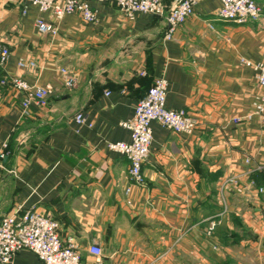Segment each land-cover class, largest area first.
Returning a JSON list of instances; mask_svg holds the SVG:
<instances>
[{
    "label": "crops",
    "instance_id": "obj_1",
    "mask_svg": "<svg viewBox=\"0 0 264 264\" xmlns=\"http://www.w3.org/2000/svg\"><path fill=\"white\" fill-rule=\"evenodd\" d=\"M255 1L259 18L237 23L216 15L220 0H201L166 39L165 15L129 20L112 1L89 0L96 20L85 22L0 0V41L10 49L0 80L19 76L48 90L47 104L23 116V93L0 83V148L6 143L8 153L0 217L32 209L56 220L61 240L71 238L88 262L97 244L104 264H264V121L247 117L262 92L251 65L264 60V0ZM37 17L57 34L40 32ZM159 76L168 81L166 107L184 109L196 127L175 132L153 121L137 185L107 142L129 140L119 123ZM13 264L44 262L22 249Z\"/></svg>",
    "mask_w": 264,
    "mask_h": 264
},
{
    "label": "built area",
    "instance_id": "obj_2",
    "mask_svg": "<svg viewBox=\"0 0 264 264\" xmlns=\"http://www.w3.org/2000/svg\"><path fill=\"white\" fill-rule=\"evenodd\" d=\"M112 1L129 20H133L137 13L152 15H165L168 29L165 38L170 39L176 27L182 24L192 13L194 5L201 0H97ZM29 4L36 7L39 12H50L56 20L66 14L77 13L85 22H94L96 13L91 8L89 0H28ZM221 5L216 15L224 20L237 23L255 20L261 14V7L255 0H220ZM26 13V7L22 10ZM35 26L42 33L57 34V27L42 17H37ZM10 49L7 44L0 41V66L9 59ZM247 65L250 62L245 61ZM18 66L33 67L34 61H18ZM255 71V78L262 92L257 93L252 102V110L248 118L258 116L264 121V60L251 65ZM65 75L64 84L67 87L74 85V78L65 68L61 69ZM1 84L9 85L15 91L23 93L20 102L21 114L28 115L29 108L34 103L39 106L47 104L48 90L37 84H31L19 76H10L0 80ZM168 81L164 76L154 79L145 95L134 105L133 116L128 120L120 121V125L128 129V141H110L107 147L123 155L129 163L128 173L133 182L142 185L144 182L142 164L149 155L152 143V122L156 121L162 127L175 131L192 133L196 121L184 109L168 108L165 105ZM77 123H83L85 116L79 112L75 115ZM235 122L239 118L234 119ZM8 155L7 144L0 148V161ZM232 180V179H230ZM129 188L126 192H129ZM264 194V185L257 188ZM223 210L210 217L205 233L210 236L220 223ZM59 224L56 220L29 209L0 217V264H13L15 255L22 249L35 253L44 264H104L101 256L102 249L97 244H91L87 253L93 259L86 261L77 244L70 238L63 242L58 234Z\"/></svg>",
    "mask_w": 264,
    "mask_h": 264
},
{
    "label": "trees",
    "instance_id": "obj_3",
    "mask_svg": "<svg viewBox=\"0 0 264 264\" xmlns=\"http://www.w3.org/2000/svg\"><path fill=\"white\" fill-rule=\"evenodd\" d=\"M216 229H217V228H216ZM215 231H216V230H215ZM215 231H214V232H215Z\"/></svg>",
    "mask_w": 264,
    "mask_h": 264
}]
</instances>
